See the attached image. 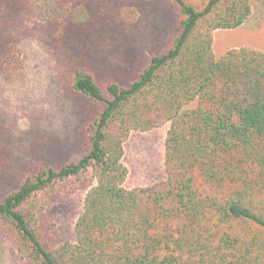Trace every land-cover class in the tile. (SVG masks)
I'll return each mask as SVG.
<instances>
[{"label":"trees","instance_id":"trees-1","mask_svg":"<svg viewBox=\"0 0 264 264\" xmlns=\"http://www.w3.org/2000/svg\"><path fill=\"white\" fill-rule=\"evenodd\" d=\"M168 1L178 13L173 38L128 80H100L81 65L70 72L68 88L93 107L80 155L39 161L0 192V236L25 264H264V51L218 58L213 49V32L241 26L252 2ZM26 6L61 33L71 0ZM123 14L132 21L136 10ZM2 63L20 66L16 47ZM166 122V177L127 188L130 133ZM6 158L0 144V175ZM72 180L86 194L66 240L54 210Z\"/></svg>","mask_w":264,"mask_h":264},{"label":"rangeland","instance_id":"rangeland-1","mask_svg":"<svg viewBox=\"0 0 264 264\" xmlns=\"http://www.w3.org/2000/svg\"><path fill=\"white\" fill-rule=\"evenodd\" d=\"M251 2V15L241 26L213 32L216 57L244 46L264 51V6ZM125 7L135 8L134 20L126 19ZM177 18L168 0H71L64 29L58 33L27 9L26 0H0V144L7 156L0 192L39 161L62 164L80 155L93 107L68 88L77 65L92 69L100 80L125 82L150 54L167 47ZM11 46L21 57L16 69L2 63ZM169 128L166 122L130 133L123 158L127 188L166 177ZM67 189L71 193L56 204L54 217L61 238L73 240L86 190L74 180ZM0 264H25L4 236Z\"/></svg>","mask_w":264,"mask_h":264}]
</instances>
